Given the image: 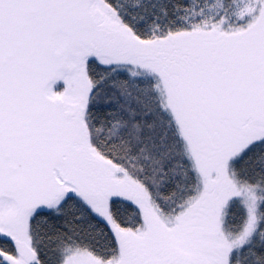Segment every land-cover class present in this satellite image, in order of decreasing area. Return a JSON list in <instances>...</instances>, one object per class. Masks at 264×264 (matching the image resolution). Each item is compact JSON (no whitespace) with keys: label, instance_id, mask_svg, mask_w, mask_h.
I'll use <instances>...</instances> for the list:
<instances>
[{"label":"snow or ice","instance_id":"obj_1","mask_svg":"<svg viewBox=\"0 0 264 264\" xmlns=\"http://www.w3.org/2000/svg\"><path fill=\"white\" fill-rule=\"evenodd\" d=\"M0 264H264V0H0Z\"/></svg>","mask_w":264,"mask_h":264}]
</instances>
